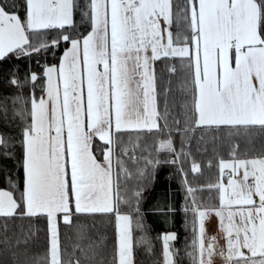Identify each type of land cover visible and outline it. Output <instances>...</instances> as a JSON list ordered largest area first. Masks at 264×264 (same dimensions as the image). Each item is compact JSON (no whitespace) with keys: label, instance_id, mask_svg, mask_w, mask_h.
I'll use <instances>...</instances> for the list:
<instances>
[{"label":"snow or ice","instance_id":"6c2138e0","mask_svg":"<svg viewBox=\"0 0 264 264\" xmlns=\"http://www.w3.org/2000/svg\"><path fill=\"white\" fill-rule=\"evenodd\" d=\"M0 73L16 89L0 98V245L24 250L16 264H136L135 248L148 243L134 235L144 230L143 188L125 198L124 181L154 178L161 153L173 156L166 163L191 158L202 174L188 148L209 134L214 146L231 142L230 158L203 186L178 169L193 214L185 255L264 264V152L242 158L237 142L264 138V0H0ZM204 190L217 203H204ZM97 215L113 218L110 259L81 222ZM212 216L223 245L208 234ZM37 220L44 251L32 255ZM159 239L162 264H179L177 234Z\"/></svg>","mask_w":264,"mask_h":264},{"label":"trees","instance_id":"16d2710c","mask_svg":"<svg viewBox=\"0 0 264 264\" xmlns=\"http://www.w3.org/2000/svg\"><path fill=\"white\" fill-rule=\"evenodd\" d=\"M79 20V17H77ZM88 26L81 22L80 30L86 33ZM48 61L51 63L58 62L57 59L49 56ZM10 65H4V69ZM21 69L23 74V64L21 63ZM176 87V79L173 78V88ZM16 92L14 87H11L7 83L5 73H0V98L7 96L11 93ZM27 92V89H25ZM37 94L39 90L37 89ZM177 99H179V93H175ZM9 109H11V103L9 102ZM11 115V111H9ZM19 121H17L18 123ZM7 130V129H6ZM196 137L201 135L198 130L195 133ZM163 138V137H161ZM144 142L146 144L152 145L156 140L155 135H144ZM174 144L179 151L181 137L178 134L173 135ZM240 144L239 153L242 158L245 156L252 157L259 155L264 152V138L257 135L252 139H241L237 141ZM230 141L225 140L222 143L217 142L214 146L211 143V134L206 135L204 142L199 145L197 139H192L188 150L191 151L192 157L202 166V174L193 175L190 172V162L191 158L181 157V162L179 164L166 163L173 159L171 154L161 153L158 159L161 163L155 166L154 178L145 177L144 179H138L135 176L124 181V191L125 198H130L134 191L143 188V192L139 202L140 218L144 225V230H136L134 235L139 239V237L144 236L148 243H140L135 248V259L136 264H162L161 249L162 242L159 239L160 235L166 231L175 232L178 239L173 242L174 247L180 250L178 262L179 264H191L190 259L185 255V244L186 240L190 242L192 234V221L193 214L185 212V207L190 204V200H186L185 188L183 183V174L178 170L183 167L185 172L188 174L187 179L193 186H203L208 183H214L217 179L218 171V158H230L229 148ZM205 146L207 151L204 150ZM212 162V166H208V162ZM140 167H144L143 164ZM0 186L2 182H0ZM198 196L203 198V202L207 204H213L216 202L215 191L209 192L204 190L203 192H198ZM131 209L127 206H122V211L128 212ZM135 216V213H133ZM82 223H86L90 229L94 239L104 240L106 247L102 249L104 257L110 259L111 247L114 239V223L113 218L110 216H100L95 217H82ZM17 224L23 223L25 226V231H27L29 221H17ZM35 224V229L38 230L36 236L32 238L29 246V252L32 255L44 251V240H45V229L46 221L37 220L32 222ZM14 231L19 232V229H14ZM62 236L66 233L68 236H72V233L61 226ZM73 240L66 241L67 245L71 247ZM149 245H151V251H149ZM23 249L19 250L16 256L8 251L3 245H0V264H16L18 259L22 260Z\"/></svg>","mask_w":264,"mask_h":264},{"label":"crops","instance_id":"0c3cea01","mask_svg":"<svg viewBox=\"0 0 264 264\" xmlns=\"http://www.w3.org/2000/svg\"><path fill=\"white\" fill-rule=\"evenodd\" d=\"M224 159H229V158H224ZM219 175H220V173H219V170H218L217 171V178L219 177ZM215 203H217V201ZM215 203H213V204H215ZM207 231H208V234L210 236L217 235L222 240L221 245H223L224 237H223V234L220 232V230L218 228V220H217V218L215 216H212L211 219L207 222ZM217 264H220L219 260H217Z\"/></svg>","mask_w":264,"mask_h":264},{"label":"rangeland","instance_id":"374dc122","mask_svg":"<svg viewBox=\"0 0 264 264\" xmlns=\"http://www.w3.org/2000/svg\"><path fill=\"white\" fill-rule=\"evenodd\" d=\"M225 160H227V159H225ZM166 232H172V231H166ZM166 232H163V233H166ZM215 236H217V235H215ZM217 238L219 239V242H220V244L222 243V240L217 236Z\"/></svg>","mask_w":264,"mask_h":264}]
</instances>
